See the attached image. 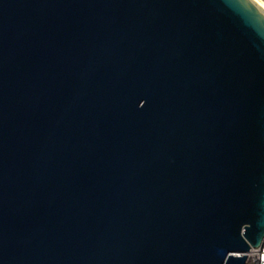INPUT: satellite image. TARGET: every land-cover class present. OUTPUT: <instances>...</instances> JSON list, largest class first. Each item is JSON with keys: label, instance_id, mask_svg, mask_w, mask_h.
Segmentation results:
<instances>
[{"label": "water", "instance_id": "95a60500", "mask_svg": "<svg viewBox=\"0 0 264 264\" xmlns=\"http://www.w3.org/2000/svg\"><path fill=\"white\" fill-rule=\"evenodd\" d=\"M263 237L259 0H0V264H247Z\"/></svg>", "mask_w": 264, "mask_h": 264}, {"label": "built area", "instance_id": "2783aa9c", "mask_svg": "<svg viewBox=\"0 0 264 264\" xmlns=\"http://www.w3.org/2000/svg\"><path fill=\"white\" fill-rule=\"evenodd\" d=\"M254 254L249 260H256V264H264V237L262 238L258 247L253 248ZM248 262V258L246 257Z\"/></svg>", "mask_w": 264, "mask_h": 264}, {"label": "bare ground", "instance_id": "6f19581e", "mask_svg": "<svg viewBox=\"0 0 264 264\" xmlns=\"http://www.w3.org/2000/svg\"><path fill=\"white\" fill-rule=\"evenodd\" d=\"M244 254L246 255V257L249 260L254 254L253 248L250 247L248 251L244 252Z\"/></svg>", "mask_w": 264, "mask_h": 264}, {"label": "rangeland", "instance_id": "374dc122", "mask_svg": "<svg viewBox=\"0 0 264 264\" xmlns=\"http://www.w3.org/2000/svg\"><path fill=\"white\" fill-rule=\"evenodd\" d=\"M263 5H264V0H259ZM247 264H252V260H248V262L246 261Z\"/></svg>", "mask_w": 264, "mask_h": 264}]
</instances>
